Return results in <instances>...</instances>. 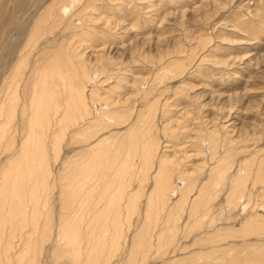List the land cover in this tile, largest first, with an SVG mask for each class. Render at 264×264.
<instances>
[{
	"label": "bare ground",
	"instance_id": "1",
	"mask_svg": "<svg viewBox=\"0 0 264 264\" xmlns=\"http://www.w3.org/2000/svg\"><path fill=\"white\" fill-rule=\"evenodd\" d=\"M86 2L54 0L46 14L39 12L18 44L22 53L0 84V118L10 123L4 134L15 141L13 123L20 121L25 127L21 134L28 131L29 135L23 147L25 161L16 171L12 163L21 150L13 151L12 144L4 147L16 156L8 165V179L0 185V264H38L44 244L53 242V237L60 248L71 250L73 264L84 260L96 264L105 248L166 249L189 230L217 227L212 203L220 196L219 215L234 218V224L207 232L214 234L198 242L226 240L230 245L229 237L263 234L264 155L241 159L233 173L234 148L244 152V147L224 146L233 152L219 156L218 148L211 151L209 140L223 141V145L228 141L216 130L208 131L206 139L211 138L203 146L213 166L202 174L186 173L180 163L161 155V133L153 134L156 103L145 117L137 112L125 131L118 132L130 115L113 96L114 88L121 84L120 76L115 74L113 84L106 85L104 77L97 79L101 74L109 77L104 67L79 65L76 37L82 44L94 26L95 16L84 13ZM57 30L60 34L55 38ZM50 75L56 81L53 86ZM102 99L106 105L98 110L97 102ZM161 131L163 137L168 136L166 130ZM69 135L73 143H83L86 148L75 154L73 181L65 183L56 163L61 138ZM67 163L69 159L63 160ZM149 183L152 190H146ZM56 188L59 191L54 193ZM141 196L145 200L140 203ZM52 198L60 200L56 227ZM252 201L261 208L249 210ZM232 207L239 211L231 212ZM140 213L141 223L134 228L133 217ZM236 221L239 228H235ZM133 259L129 256L116 263L133 264Z\"/></svg>",
	"mask_w": 264,
	"mask_h": 264
},
{
	"label": "rangeland",
	"instance_id": "2",
	"mask_svg": "<svg viewBox=\"0 0 264 264\" xmlns=\"http://www.w3.org/2000/svg\"><path fill=\"white\" fill-rule=\"evenodd\" d=\"M53 2L0 0V84L22 53L18 44L24 32L39 12L46 14ZM86 3L84 13L95 16L94 26L90 27L91 32L82 44L76 37V47L80 53L78 58L82 61L79 65L84 63L93 68L104 67L109 77L101 74L97 79L104 77L106 85L113 84L115 74L120 76L121 84L114 88L113 96L124 110H129L127 113L130 115L125 116L127 122L118 127V132L125 131L137 112L142 111L145 117L151 105L156 103L157 130L153 134L161 133V155L164 153V157L180 163L186 173L202 174L213 166L214 161H210L204 153L203 144L211 138L207 136L206 139L208 131L216 130L228 141L223 145V141L216 144L209 140L211 151L218 148L219 156L226 157L233 152L224 146L244 147V152L234 148L233 173L237 172L241 159L263 157L264 0H87ZM43 7L45 10H42ZM55 33L57 38L60 31ZM181 61L186 64V69ZM164 74L167 75L162 78ZM51 75L49 78L53 86L56 81ZM102 94L104 97L105 94ZM102 101L104 99L97 102V106H101L98 110L106 105ZM1 119L0 185L8 179V165L16 156L15 152L10 153L11 150L4 147L12 144V148H15L13 151L21 150L12 163V169L16 171L17 166L25 161L26 148L23 147L28 143L25 139L29 138L28 131L21 134L24 126L16 121L13 126L17 128V134L13 141L10 134H4L9 121ZM143 122H140L141 127ZM161 129L166 130L168 136L163 137ZM85 148L83 143H73L70 135L61 138L60 159L56 167L61 170L63 182L73 181L75 154ZM65 159H69V163L63 164ZM153 187L149 183L146 190ZM57 191L59 188L54 193ZM220 197L212 203V215L218 218L217 227L199 228L195 235L189 230L188 234L166 249L105 248L96 264H121L116 262L129 256L134 257L133 264L264 263V233L229 237L230 245L226 240L198 242L202 237L214 234L207 232L216 230V233L217 229L231 228L234 224V218L219 215ZM66 200L65 197L62 202ZM143 200L145 196H141L140 203ZM59 201L54 198L51 201L56 213L55 227ZM248 207L249 210L250 207L253 210L258 208L253 201ZM235 210L239 211L238 207H232L231 212ZM260 210L264 212L262 208ZM133 218L135 228L140 225L142 214ZM236 222L235 228H239ZM52 239L53 242L44 244L38 264H73L69 254L71 250L63 248L61 243L60 248L57 238ZM83 264L89 263L84 260Z\"/></svg>",
	"mask_w": 264,
	"mask_h": 264
}]
</instances>
